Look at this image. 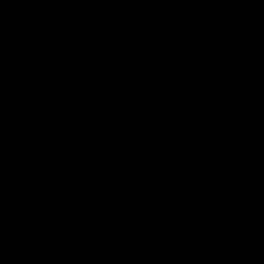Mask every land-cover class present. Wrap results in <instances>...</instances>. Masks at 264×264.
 <instances>
[{"label":"water","instance_id":"obj_1","mask_svg":"<svg viewBox=\"0 0 264 264\" xmlns=\"http://www.w3.org/2000/svg\"><path fill=\"white\" fill-rule=\"evenodd\" d=\"M0 264H264V0H0Z\"/></svg>","mask_w":264,"mask_h":264}]
</instances>
